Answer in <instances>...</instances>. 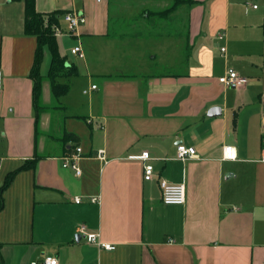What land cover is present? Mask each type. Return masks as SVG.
I'll use <instances>...</instances> for the list:
<instances>
[{
  "label": "crops",
  "instance_id": "crops-1",
  "mask_svg": "<svg viewBox=\"0 0 264 264\" xmlns=\"http://www.w3.org/2000/svg\"><path fill=\"white\" fill-rule=\"evenodd\" d=\"M193 1L35 0L45 17L62 12L58 50L79 71L56 99L45 48L38 112L25 0H0V187L15 173L0 264H264V0ZM67 12L86 19L73 33ZM228 69L247 83L220 84ZM180 144L198 156L179 159ZM76 147L80 176L63 166ZM161 181L183 184L185 204H163Z\"/></svg>",
  "mask_w": 264,
  "mask_h": 264
},
{
  "label": "built area",
  "instance_id": "built-area-1",
  "mask_svg": "<svg viewBox=\"0 0 264 264\" xmlns=\"http://www.w3.org/2000/svg\"><path fill=\"white\" fill-rule=\"evenodd\" d=\"M100 3L102 0H94ZM255 7V6H254ZM62 18L67 23V30L69 33H73L77 30L79 25L84 24L86 19L84 16L74 13L67 12L62 15ZM61 29L57 28L55 30V34L61 33ZM224 37V33L218 34V38L222 39ZM224 53L226 51L225 47L221 49ZM71 53L80 57H83V52L80 46H75L71 49ZM218 82L227 87H242L247 83L246 78L240 76L235 70L228 69L225 74L218 78ZM92 88H96V85H93ZM3 92V72L0 69V95ZM82 152L81 147H76L75 154H72L65 158L63 162V166L65 168H71L74 170L77 176L81 175V169L77 165V159L79 154ZM103 154V150L100 151V155ZM196 150L193 147H186L183 144L177 146V157L179 159H185L187 157H197ZM139 158L145 161L143 166L144 171V179L150 180L153 177L154 168L153 165L147 163L150 159L149 152H143ZM223 158L226 160H234L236 158L235 149L232 146L224 147ZM262 161H264V148L262 150ZM160 188L162 192V202L165 205H183L186 201V188L183 184H172L167 181L160 182ZM77 203H80V198H75ZM93 201H96V198H92ZM81 232L84 235V238L88 243L96 244L100 248L105 250H115L116 246L110 243H103L99 239V234L94 232H87L85 228L82 227ZM32 264H37V262H33ZM41 264H60L58 259L54 256H46L43 258Z\"/></svg>",
  "mask_w": 264,
  "mask_h": 264
},
{
  "label": "trees",
  "instance_id": "trees-1",
  "mask_svg": "<svg viewBox=\"0 0 264 264\" xmlns=\"http://www.w3.org/2000/svg\"><path fill=\"white\" fill-rule=\"evenodd\" d=\"M183 2L188 4L194 3L193 0H176L173 8ZM171 10L172 8L164 11V13H168ZM25 14V33L36 36L38 39L35 61L30 75L34 81L33 103L39 112L41 109L40 95L42 82L44 80L40 73V66L44 57V49L47 48L51 55V64L47 74V79L51 84V92L56 99H59V97L67 93L69 89L68 83H61L60 79L77 76L79 71L75 65L67 64L66 58L61 56L58 50L55 30L58 27V18L62 12H54L45 17L46 15L39 13L36 10L35 0H25ZM65 135L75 143L78 140L77 136L73 134L66 133ZM34 162V159L27 162L26 167L31 166ZM14 175V172L9 174L4 184L0 187V210L3 207L2 192L10 184Z\"/></svg>",
  "mask_w": 264,
  "mask_h": 264
},
{
  "label": "water",
  "instance_id": "water-1",
  "mask_svg": "<svg viewBox=\"0 0 264 264\" xmlns=\"http://www.w3.org/2000/svg\"><path fill=\"white\" fill-rule=\"evenodd\" d=\"M79 237V236H78Z\"/></svg>",
  "mask_w": 264,
  "mask_h": 264
}]
</instances>
